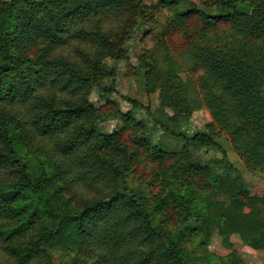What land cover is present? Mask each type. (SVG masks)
I'll return each instance as SVG.
<instances>
[{
	"label": "trees",
	"instance_id": "16d2710c",
	"mask_svg": "<svg viewBox=\"0 0 264 264\" xmlns=\"http://www.w3.org/2000/svg\"><path fill=\"white\" fill-rule=\"evenodd\" d=\"M206 3L184 0L171 27L179 32L187 24L182 33L188 49L180 58L192 62L190 70L201 71L200 92L193 94L179 79L181 64L167 52L149 56L151 64L145 54L137 60L146 91L158 88L161 105L172 111L167 118L148 112L149 117L170 141L180 143L152 151L161 171L156 178L168 192L149 209L142 192L127 187L129 165L138 153L117 148L121 132L145 128L135 117L136 103L114 117L122 129L101 134L88 101L93 71L113 79L102 58L122 60L124 39L107 37L100 21L125 8L134 13L135 0L0 1V240L18 264L38 258L50 264L52 255L61 253L71 257L66 264H78L80 257L70 254L93 244L117 249L126 225H131L128 237H139L146 249L138 264H242L233 251L226 258L194 256L209 245L213 228L228 250L235 234L245 246L264 251V192L244 181L221 146L178 131V122L204 104L243 163L264 171V0ZM193 21L199 27L191 28ZM81 39L104 52L82 63L56 53ZM49 140L52 150L42 151ZM136 145L146 146L140 138ZM111 151L118 160L115 155L107 160ZM210 152L217 155L206 160L203 154ZM75 169V182L109 177V194L76 201L69 179ZM160 211L167 213L163 220ZM172 222L175 231L169 229ZM156 241L158 249L151 247ZM189 241L196 245L192 253L184 248Z\"/></svg>",
	"mask_w": 264,
	"mask_h": 264
},
{
	"label": "rangeland",
	"instance_id": "374dc122",
	"mask_svg": "<svg viewBox=\"0 0 264 264\" xmlns=\"http://www.w3.org/2000/svg\"><path fill=\"white\" fill-rule=\"evenodd\" d=\"M0 1L7 3L10 0ZM203 1L207 2L206 4H211L212 2V0ZM168 3L173 4V6H169ZM183 3L184 0H135L137 10L134 13L129 8H125L120 16L108 14L104 17L100 21L101 23L99 22L102 32L110 38L121 36L124 39L120 43L122 60L114 61L112 58L107 59V55L104 54L105 57L102 59H104V64L108 68L113 69V79L110 75H101L96 71H93L89 78L90 91L88 101L97 118V129L101 134H112L122 129L123 125L114 117L119 113L125 114L129 112L133 109L131 102L136 103L135 117L137 121L141 120L145 123V128L136 126L121 132L117 148H126L127 151L136 150L138 153V156L129 165L127 187L136 194H139L141 191V194L145 197L144 204L149 209H153L154 202L162 199L168 192L167 189H164L163 182L156 178V174H159L161 171L158 163L152 160V151L161 147L177 148L180 143L170 141L161 128L155 125L152 118L149 117L148 112L155 114L156 117H159L158 114H161L167 118L172 116V111L161 105L158 88L155 93H148L146 91L143 70H141L137 60L142 54H145L148 57L147 62L149 63V56L152 55L154 58H159L161 54L167 52L168 55L181 64L183 71L179 74V79L191 85L193 94L195 93L196 95V93L200 92L198 80L201 71L190 70L192 62H185L180 58V54L186 52L188 49L187 41L189 39L186 40L185 33H182V31L186 30L187 24L182 31L171 32V27H174V24L178 22L176 10L182 8ZM146 18L148 19L146 23L139 24L138 26L135 25L136 22ZM191 23V28L194 25L195 27H199L197 25L198 22L193 21ZM134 27L136 28L134 29ZM146 31H148L147 34H145ZM101 52H104V50H101L92 40L81 39L71 40L56 53L59 56L68 57L72 62L82 63L85 58L95 59L100 57ZM105 88L109 91L107 94L102 93ZM222 130L215 123L209 108L204 104L200 110L194 111L190 117L181 119L178 122V131L187 138L206 137L221 146L226 152L229 162L238 170L244 181L251 187H257L260 193L264 192V171L250 170L234 149L227 133ZM139 138L143 139L145 147L139 148L136 145ZM53 144L50 140L45 142L42 151L47 152L52 150ZM116 154V151H111L105 157L107 160H110L111 156L115 155L117 157L116 160H118L119 158ZM215 155L217 154L214 152L206 155L203 154L206 160ZM162 166L166 167L165 164ZM76 175L75 169L72 171L69 179L72 182L71 193L74 194L76 201L79 203L82 200L105 198L109 194L111 185L113 184L110 182L109 177H106L101 182H92L89 179L77 180L75 182ZM159 214L162 220L167 216V213H164V211H160ZM130 226L126 225L124 227L122 234L124 241L117 249L111 248L112 246L108 245L93 244L88 249H83L78 254H70V256L80 257L78 264H92L93 261H97V264H138L140 252L146 249L139 245V237L136 239L132 236L128 237L126 231H129ZM168 226L171 231H175V228H177L174 222ZM190 226L194 227V222H190ZM158 243L157 241L154 242L151 247L158 249ZM3 245L0 240V264H18L4 250ZM229 245L231 246L230 250L223 244L219 231L213 228L209 245L202 249L198 248L199 250L197 249L194 256L201 258L207 252L219 258H226L233 251L242 264H264V251H255L245 246L237 235L233 234L230 236ZM195 246V243L190 241L188 244H184V248L191 253ZM64 255V253L52 255L50 264H66L67 260L71 257L65 258L66 255ZM28 264H45V262L43 259L38 258Z\"/></svg>",
	"mask_w": 264,
	"mask_h": 264
}]
</instances>
